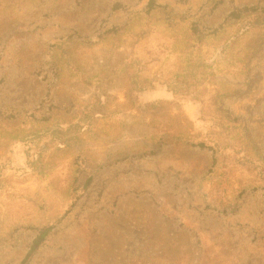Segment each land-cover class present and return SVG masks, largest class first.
<instances>
[{
	"label": "rangeland",
	"instance_id": "374dc122",
	"mask_svg": "<svg viewBox=\"0 0 264 264\" xmlns=\"http://www.w3.org/2000/svg\"><path fill=\"white\" fill-rule=\"evenodd\" d=\"M239 11L264 0H0V264H264V28Z\"/></svg>",
	"mask_w": 264,
	"mask_h": 264
},
{
	"label": "trees",
	"instance_id": "16d2710c",
	"mask_svg": "<svg viewBox=\"0 0 264 264\" xmlns=\"http://www.w3.org/2000/svg\"><path fill=\"white\" fill-rule=\"evenodd\" d=\"M244 12V14H243ZM234 18H238V19H242V21L244 20V29L245 30H249L250 28H264V11H239V12H234L233 14ZM197 34V32H195V28L189 33V38L192 39L195 35ZM199 63H196L194 67L198 66ZM131 66V65H129ZM129 72V70H128ZM192 70H189V72H186L185 75H181V74H176L175 78H177L176 83H184L185 88L187 89L188 86V82L185 79L186 75L191 73ZM129 80L130 83H132L131 85V89L135 90V91H146L148 89H152L153 88V83L152 80L149 79L148 77H142L140 76L136 71L130 70L129 73ZM178 77H181V80L178 79ZM167 87L173 92L174 95L179 94V89H177L176 85H172L171 83L167 85ZM188 90V89H187ZM161 101H156V102H150V103H146L145 107L147 110H154L159 104H161ZM220 115L222 117L226 116V122L230 125L233 126V129L235 128V124H233L235 122V119H231L230 117H228L225 113H223L222 110L219 109ZM217 131H215L214 129L211 130V135L212 137L209 139L210 143L212 145H205L206 143L202 142H198L197 144L204 147V146H209L211 149H213V153L217 152V150L220 148V146L223 145V139L224 137L222 136V130L221 129H226L224 127V122H218L217 126H216ZM60 132H62L61 129H59ZM178 137L180 136H185V135H177ZM152 138V137H150ZM186 139H188V137H185ZM34 165V166H33ZM29 166L31 168V170H37L38 168H36V165L33 161L29 162ZM50 231V227H40L39 228V233L36 236V238L33 240V244L31 246L30 249V254L33 253L36 248H38V246L43 242V240L45 239V237L47 236V234Z\"/></svg>",
	"mask_w": 264,
	"mask_h": 264
}]
</instances>
